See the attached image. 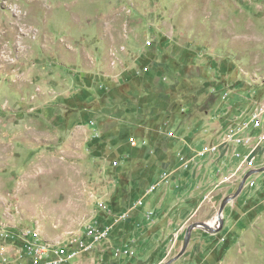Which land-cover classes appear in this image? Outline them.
I'll use <instances>...</instances> for the list:
<instances>
[{"label": "rangeland", "instance_id": "rangeland-1", "mask_svg": "<svg viewBox=\"0 0 264 264\" xmlns=\"http://www.w3.org/2000/svg\"><path fill=\"white\" fill-rule=\"evenodd\" d=\"M225 93L234 108L264 98V0H0V264H28L23 235L55 244L128 210L110 243L69 264L172 261L199 197L181 209L171 184L157 188L146 202L169 192L164 210L175 206L147 225L134 204L177 168L179 139L217 142ZM204 170L190 173L201 199ZM252 177L258 186L229 202L226 228L195 229L171 264H264V173ZM126 243L135 258L114 261L108 247Z\"/></svg>", "mask_w": 264, "mask_h": 264}, {"label": "built area", "instance_id": "built-area-1", "mask_svg": "<svg viewBox=\"0 0 264 264\" xmlns=\"http://www.w3.org/2000/svg\"><path fill=\"white\" fill-rule=\"evenodd\" d=\"M147 45L149 46L150 42ZM143 71L147 72L148 69L144 68ZM227 96L228 93H225L224 98ZM169 136H172V134L169 133ZM218 140V144L209 146L205 151L215 153L219 151V147L227 149L229 147L233 150V157L240 159L241 163L244 164L243 167H238L236 171H232L227 175H219L218 184L231 183L238 174H240L239 177L241 179L247 170L252 169L256 148L264 143V99L254 103L252 109H242L237 116L232 117L222 130ZM129 144L132 146L139 145L133 137L129 139ZM237 147H244L248 149V152L242 155L236 150ZM178 160L185 169L192 163V160H188L182 155H178ZM112 164L113 166H118L119 163L114 161ZM168 183L169 175L163 173L160 180L156 184L151 185L146 191L144 197L135 202L134 207L144 209L143 218L145 222L153 223L157 215L155 209L146 207L144 202L145 196L155 190L157 186L167 185ZM245 185L252 187L254 182L249 178L245 182ZM128 217L129 211L125 212L120 217V220H116L115 222L121 221V219H128ZM112 230L113 225H104L98 221H94L85 227L80 237L65 239L55 244L33 238L29 239V234L23 235L22 251L27 258L28 264H69L78 258L80 254L91 253L97 246L105 244L110 239ZM16 236L15 233H12L11 238L13 239ZM135 256L136 250L132 244L126 243L122 247H116L112 250V259L114 261L120 257L133 259Z\"/></svg>", "mask_w": 264, "mask_h": 264}, {"label": "crops", "instance_id": "crops-1", "mask_svg": "<svg viewBox=\"0 0 264 264\" xmlns=\"http://www.w3.org/2000/svg\"><path fill=\"white\" fill-rule=\"evenodd\" d=\"M149 46H151V42H150ZM227 97L223 98V100H224L223 103L226 102L227 104H225V106H223L224 113H223L221 119H225V120L221 126V132L217 133L218 138H219L220 134L222 133V130L224 129V127L226 126V124L228 123V121L232 117L237 116L242 109H250V108L252 109L254 107V103L262 101L261 99L256 100V99H252V97L251 98L246 97V99L249 100V102H250L248 104V106L234 108L231 104L229 105V100L227 101V99H226ZM169 133H171L172 136H169ZM169 133L166 134L167 138L177 139V135H175L176 134L175 131H170ZM207 135H208V133H205V134H203V137L205 136V139L208 142L210 135L208 137H207ZM179 141L183 142V144H182L183 148L182 149L178 148V151L176 154L177 158H178V155H182V156L186 157V159L192 160V163H194V164L197 161H198L197 163H199V160L205 161L206 156L213 155L214 158L207 162L206 166H208V167H206L205 165L204 166L201 165L198 168L194 169L193 168L194 164L191 163L189 165V167L187 169H185L184 167H182L181 162H178V166L175 170H173L171 172L165 171L164 173H167V175H169V183L168 184H171V188H172L170 195L175 196L177 198L176 200L178 202L176 204L179 205L181 207V209H185V208L190 209L189 208L190 205H192L194 203L193 200L195 198L199 197L200 201H199L198 207L195 210H193L188 216L191 217L192 220L197 221L198 223H206L210 227H214L216 225L215 218H213L212 220H209V218H208V213L210 212L212 205L215 206L217 203L222 202L224 199L231 196L233 193L232 188L236 185H239V182H240V177H239L240 174H238L237 177L235 178V180H233L231 183L221 184V185L218 184V177L221 174L227 175L232 171H236V169H238V167H243L244 164L241 163V160H235L236 158L233 157L232 148L228 147V149H227V148L219 147V151L215 152V153H210V152L205 151L207 148H209V146L218 144L219 140H217V142L216 141L211 142V141H214V139H211L208 143L198 145L199 149L193 148L192 146L187 144L186 141H183L181 139H179ZM140 145H142V144L139 143L138 147L143 148V145L142 146H140ZM185 148L191 150V152L193 153V155L191 157H188L185 154ZM236 150L238 152H240L242 155H245L248 152V149H246L244 147H237ZM254 156H255V158H254V162L252 165V169L247 170V171L245 170L246 171L245 173H248L249 171H252V170H259V169L264 168V143L262 145H260L258 148H256ZM260 157L262 158L263 161L260 162L259 165L257 166L256 162L258 161V159ZM203 167H206V170H204ZM258 167H260V168H258ZM192 169H194V170H192ZM208 169L211 170L210 172L212 173V180L208 181L209 182L208 184L207 183L205 184V190H204V187L202 186L203 190H201V192L205 191L203 194V196H205V197H203L201 199L200 195H199L200 192L198 193V191H196V189L191 190V188H190L193 185V179H192V176H190V173H193L195 171L196 172L194 174L195 177L200 179L199 175H202L201 174L202 170H204V176H205V174H207ZM198 170H200V171H198ZM261 173H264V172H261ZM258 174H260V173H256L254 175H258ZM208 180H210V179H208ZM250 180L254 182V185L252 187L245 185L244 188L242 189L241 193L238 195V197L241 194H243L246 190L253 189L254 187L258 186L257 178H254L251 176ZM162 186L163 185L157 186L155 188V190H153L150 194L146 195L144 198V202H145L146 207H150L151 209H155V211L157 213L156 217L158 216V218L160 216V213H159L160 211H162V212L167 211V213H170L172 208L175 206V204H174L171 207H168V209L164 210V205L166 203V200L169 199V192H165L162 194L161 200H160V202H161L160 206H157V205L153 206L149 202H146L147 198L152 193H154L157 190V188H160ZM208 187H209V189H208ZM195 188H198V187L195 186ZM238 197H236L235 199H237ZM181 203H184V204H181ZM228 204L226 205V207L224 208V211H223V228H222V230L226 228L227 210L230 212L229 207L231 205H228ZM168 205H169V203L167 204V206ZM128 211H129V217H128V219H125L124 221L130 222L131 221V218H130L131 211L130 210H128ZM229 212H228V214H229ZM117 222H120V221H117ZM117 222H115V224H117ZM142 223L147 225L143 217H142ZM115 224H113V228H114ZM180 229H182V227ZM180 229H179V231H180ZM194 230L191 232V237H190L191 242L195 238L193 236ZM220 232L215 233V234L206 232V233H203V235L205 237H207V236L212 237V236H216ZM111 234H112V232H111ZM206 239L207 238H205L204 240L206 241ZM106 243H110V239L107 242H105V244ZM108 248L110 249V256L112 257V250H113V248H116V247L110 245ZM165 258H166V255L164 253H162L160 260H159V263L154 262L152 264H161V261H163ZM177 260H179V259H177ZM177 260H175V261H177Z\"/></svg>", "mask_w": 264, "mask_h": 264}, {"label": "water", "instance_id": "water-1", "mask_svg": "<svg viewBox=\"0 0 264 264\" xmlns=\"http://www.w3.org/2000/svg\"><path fill=\"white\" fill-rule=\"evenodd\" d=\"M261 172H264V168L262 169H259V170H252V171H249L248 173H246L240 183H239V186H238V189L236 190V192L227 197L226 199H224L217 211V219H216V225L214 227H210L208 224L206 223H193L191 224L190 226H188L186 228V231H185V235H184V240H183V244H182V248L181 250L179 251V253L177 254V256L172 260V261H169L168 263L166 264H171L173 263L175 260L179 259L180 257H182L184 255V253L186 252V249L188 247V244H189V241H190V237H191V232L194 230V229H202L208 233H212V234H215V233H218L222 230L223 228V211H224V208L226 207V205L233 201L236 197H238V195L241 193L242 189L244 188L245 186V182L254 174L256 173H261Z\"/></svg>", "mask_w": 264, "mask_h": 264}, {"label": "trees", "instance_id": "trees-1", "mask_svg": "<svg viewBox=\"0 0 264 264\" xmlns=\"http://www.w3.org/2000/svg\"><path fill=\"white\" fill-rule=\"evenodd\" d=\"M29 239H32V238L29 237Z\"/></svg>", "mask_w": 264, "mask_h": 264}, {"label": "bare ground", "instance_id": "bare-ground-1", "mask_svg": "<svg viewBox=\"0 0 264 264\" xmlns=\"http://www.w3.org/2000/svg\"><path fill=\"white\" fill-rule=\"evenodd\" d=\"M29 174V173H28ZM216 219H217V217H216Z\"/></svg>", "mask_w": 264, "mask_h": 264}]
</instances>
